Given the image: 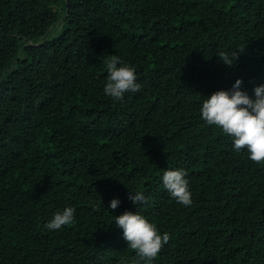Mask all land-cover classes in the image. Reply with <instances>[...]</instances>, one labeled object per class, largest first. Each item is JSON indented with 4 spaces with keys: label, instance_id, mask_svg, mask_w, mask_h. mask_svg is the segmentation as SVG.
Instances as JSON below:
<instances>
[{
    "label": "trees",
    "instance_id": "obj_1",
    "mask_svg": "<svg viewBox=\"0 0 264 264\" xmlns=\"http://www.w3.org/2000/svg\"><path fill=\"white\" fill-rule=\"evenodd\" d=\"M114 56L142 85L121 99ZM237 77L264 82V0H0V264H135L125 210L169 234L153 264H264V162L199 111ZM177 167L190 206L163 185Z\"/></svg>",
    "mask_w": 264,
    "mask_h": 264
},
{
    "label": "clouds",
    "instance_id": "obj_2",
    "mask_svg": "<svg viewBox=\"0 0 264 264\" xmlns=\"http://www.w3.org/2000/svg\"><path fill=\"white\" fill-rule=\"evenodd\" d=\"M234 57V59L232 58ZM238 57V51L222 55V61L231 66ZM242 77H237L230 89L219 88L204 95L200 114L209 125L218 126L232 140L236 151L246 149L248 159L264 162V82L254 86L252 94L242 87ZM141 82L133 65L114 56L107 61V76L103 86L105 95L121 99L125 93L141 89ZM162 182L168 193L184 206L193 203L187 171L184 168H169L162 174ZM129 199L140 204L146 200L143 191L129 192ZM121 199L114 196L108 209H117ZM76 209L65 205L53 213L46 222L48 230H56L72 223ZM114 223L122 229L127 246L135 250V264H153V260L169 240L167 232H161L157 224L139 210H125L116 214Z\"/></svg>",
    "mask_w": 264,
    "mask_h": 264
}]
</instances>
